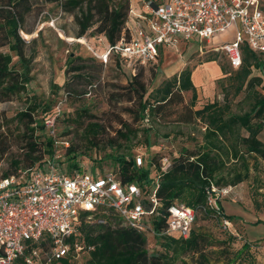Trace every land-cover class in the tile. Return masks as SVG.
<instances>
[{
  "label": "trees",
  "instance_id": "16d2710c",
  "mask_svg": "<svg viewBox=\"0 0 264 264\" xmlns=\"http://www.w3.org/2000/svg\"><path fill=\"white\" fill-rule=\"evenodd\" d=\"M47 1H59L64 11L75 13L78 38L103 36L110 45L116 44L121 38L133 5V0ZM140 1L142 3L152 1L158 4L163 0ZM260 7L264 10L261 4ZM31 8L30 0H0V102L9 100L13 94L25 91L31 80V68L26 56L27 41L22 31L25 17ZM76 10L78 12H75ZM240 48L242 62L239 67H231L227 60L230 67L229 79L232 80L233 86L232 95L245 91L246 98L250 99L248 109L240 113L231 111L227 93H224L222 101L207 100L199 107H195L197 92L191 70L187 67L162 80L151 92L146 91L144 85L141 89L133 85L134 81L138 80L136 75H134V80L126 86V93L130 96L128 100H134L137 104L134 109L133 106L128 108V111L132 113L135 111L136 121L143 123L148 121L149 123L163 120L170 114L173 106H178L175 121L199 122L203 127L198 147L195 149L181 147L178 155L172 157L165 164L164 169L161 168L162 164L156 158H152L149 167H141V164L139 166L136 164L134 158H128L125 152L110 155L116 169L109 171L113 172L122 183L135 182L147 192L148 188L158 181L156 196L161 216L173 202L198 209L205 205L209 194L214 195L215 191H211L212 188L236 186L248 180L252 172L264 171V166H262L264 141L260 138L261 132L264 131V81L259 76L251 75L252 68H264V63L261 61L264 60V53L251 50L245 41L240 44ZM14 56L18 57L21 68L14 67ZM90 57L103 64L98 56L90 55ZM68 60L71 63L69 70L82 71L85 67L86 59L79 56L70 54ZM77 60L81 61V64L76 65ZM209 60H214V58H209ZM112 61L117 66L125 68L118 54L112 53L107 65ZM219 66L223 73L227 72L224 65ZM187 91L191 93L190 103H185L182 98V93ZM39 107V103L35 101L17 114L18 119L25 122L27 131L30 132L25 134L28 137L26 144L29 147V152L25 153L27 160L25 167L34 165L45 155H54L53 138L49 136L39 142L38 137L40 136L35 134L37 128L44 130V119L47 117H35ZM50 109L51 104H48L43 110L48 114ZM120 123L121 127L116 128L115 135L110 138L111 146H115L117 140L129 141L138 133L136 129L129 127L127 121L120 120ZM150 128L149 125L143 128L147 144L150 142ZM104 129L103 124L90 121L84 127L83 135L91 145H96ZM40 143L45 146L39 154L34 155ZM118 145L121 147L122 143ZM66 154L71 159L65 167L68 171L81 168L77 161L80 155L77 146L70 144ZM21 163L20 160L14 161L15 172L22 167ZM152 166L155 171L151 175ZM92 171L104 173L98 168ZM9 175H11L10 172H5L2 176ZM255 178L253 176V180L258 183V178ZM262 188L264 185L258 183L254 193L264 195L260 191ZM260 204L261 202L255 199L256 209L261 208ZM218 206V211L206 208L198 213L221 220L227 218L232 222L233 218L223 213L219 201ZM146 207L149 205L146 204ZM87 214L88 212L83 214L79 224L80 233H82L80 240L86 246H92V249L81 255L80 258L83 260L81 263H79L80 258L67 256L58 260L56 264H176L178 259H181V264H256L249 242H244L236 250L231 249V244L236 239L231 233H228L226 237L227 242L222 241L216 248H210L206 235L192 226L186 238L178 237L176 234L155 236L161 250L150 253L146 246V233L120 224H112V221L118 217L111 214L105 224H90L84 221ZM161 227L162 219H156L154 221L155 231L159 232ZM185 255L193 258L192 263L182 259Z\"/></svg>",
  "mask_w": 264,
  "mask_h": 264
},
{
  "label": "rangeland",
  "instance_id": "374dc122",
  "mask_svg": "<svg viewBox=\"0 0 264 264\" xmlns=\"http://www.w3.org/2000/svg\"><path fill=\"white\" fill-rule=\"evenodd\" d=\"M259 1L264 8V0ZM30 2L32 8L25 17L22 30L24 36L22 32L21 34L27 41L26 56L31 68V80L25 91L13 94L9 100L0 102V176L5 172L11 174L15 172L16 160H20L23 167L27 164L25 153L29 152V147L25 134L30 132L27 131L25 122L18 119L17 114L35 101L40 105L36 111V118H43L49 113L53 115L55 107L60 108L55 132L57 140L61 142L54 146V153L60 156L63 166L67 167L71 161L66 154L67 147L62 146L63 142H68L79 148L80 155L77 161L81 169L91 171L98 168L103 172L116 169L110 156L114 153L125 152L128 158L135 159L138 166L137 158L141 157L143 162L140 166L149 167L152 158L158 159L162 164L163 158L169 161L178 155L181 147L197 148L201 140L203 131L201 123L175 121L178 106H173L170 114L163 120L149 123L136 121L135 111L132 113L128 108L133 106L134 109L137 104L134 100H128L130 96L126 93V86L134 80V75L138 76V80L134 81L133 85L140 89L144 85L146 91L151 92L162 80L187 67L191 70L193 83L196 84L195 107H199L207 100L222 101L224 93H227L232 112L240 113L249 107L250 99L246 98L245 91L232 95L233 86L232 80L229 79L230 67L226 56L221 50L215 49L231 38L232 33L234 34L233 28L214 35L209 43L205 40H198L200 43L197 40H180L174 48L163 51L158 64L137 67L133 74L128 66L119 67L114 61L105 66L100 61L92 59L90 55L95 54L88 49L84 41L78 40L76 35L78 25L75 22V13L64 11L61 2L47 0ZM142 6L140 0H133L135 12L141 10ZM63 34L71 38L70 41L64 38ZM87 39V43L98 55L106 49V44H100L95 37ZM70 54L86 59L82 71L69 70ZM261 61L264 63V60ZM75 64H81V61L77 60ZM13 65L21 68L17 56H14ZM219 65H224L227 72L223 73ZM262 73L264 68L251 69L252 76H259L264 81ZM190 96L189 91L183 92V101L190 103ZM48 104H51V109L47 114L43 109ZM174 108L176 110H173ZM120 120L127 121L129 127L136 129L138 133L129 141L117 140L116 145L111 146L110 138L115 135V129L121 127ZM90 121H97L105 126L96 145H91L83 135L84 127ZM148 125L151 126L149 144L146 143L143 131ZM35 134L40 136L39 142L49 137L46 129L37 128ZM260 138L264 141V131L261 132ZM120 143L121 147L118 145ZM37 146L39 149L33 153L34 155L39 154L45 144L40 143ZM154 171L155 168L152 166L151 175ZM253 176L258 178L259 184L264 185V171L252 172L248 180L232 187L214 188L216 192L209 196L214 197L218 194L223 213L233 218L232 228L236 233V239L231 244V249L236 250L244 242H249L256 264H264V195L254 193L258 183L253 180ZM260 191L264 193V188ZM255 199L261 202L260 209L255 208ZM96 220L94 217L90 224L97 223ZM112 224L118 225L120 221L113 220ZM193 228L206 235L210 248H216L222 241L227 242L226 237L230 233L222 226L221 219L205 217L201 213L197 214ZM146 236L149 252L160 251L157 237L150 233H146ZM182 259L190 263L193 261L190 255L182 256ZM82 261L80 258L79 263ZM176 264H181V259H178Z\"/></svg>",
  "mask_w": 264,
  "mask_h": 264
},
{
  "label": "built area",
  "instance_id": "2783aa9c",
  "mask_svg": "<svg viewBox=\"0 0 264 264\" xmlns=\"http://www.w3.org/2000/svg\"><path fill=\"white\" fill-rule=\"evenodd\" d=\"M231 28L233 38L215 48L225 54L231 67L241 65L243 41L251 50L264 53V10L259 0L145 1L138 12L132 5L116 44H108L103 36L95 37L106 44L102 54L87 43V37L78 40L84 41L105 66L116 53L135 74L137 67L158 64L163 51L174 48L180 40L208 41ZM54 112L44 119V129L58 146L61 141L56 138L55 124L60 108L55 107ZM69 145L63 142L62 146ZM59 157L54 153L9 176H0V264H56L63 257L80 258L92 249L80 240L79 224L86 212L87 223L96 217L98 224H105L111 214L118 217L121 226L154 237L176 234L186 238L200 210L218 211L217 194L208 196L198 209L173 202L161 216L158 181L145 192L135 182L122 183L111 171H68ZM163 159L162 169L168 162ZM137 161L143 162L141 157ZM156 219H162L159 232L154 229ZM221 224L236 235L229 219L222 218Z\"/></svg>",
  "mask_w": 264,
  "mask_h": 264
},
{
  "label": "crops",
  "instance_id": "0c3cea01",
  "mask_svg": "<svg viewBox=\"0 0 264 264\" xmlns=\"http://www.w3.org/2000/svg\"><path fill=\"white\" fill-rule=\"evenodd\" d=\"M232 38H233V33H232V35H231V38L228 39L227 41L231 40ZM206 42L209 43L210 40H208V41H206ZM199 43H200V42H199ZM200 51H201V49H200ZM202 77L204 78V74L202 75ZM194 85H196V84L194 83ZM262 163H264V160H262Z\"/></svg>",
  "mask_w": 264,
  "mask_h": 264
},
{
  "label": "bare ground",
  "instance_id": "6f19581e",
  "mask_svg": "<svg viewBox=\"0 0 264 264\" xmlns=\"http://www.w3.org/2000/svg\"><path fill=\"white\" fill-rule=\"evenodd\" d=\"M63 37L66 38L67 40L71 39V38H68V36L64 35L63 34ZM70 41V40H69Z\"/></svg>",
  "mask_w": 264,
  "mask_h": 264
}]
</instances>
